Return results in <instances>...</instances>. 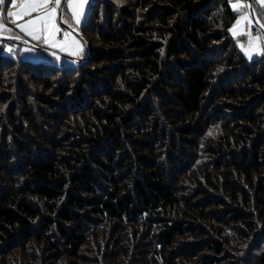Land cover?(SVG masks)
Here are the masks:
<instances>
[{
	"label": "trees",
	"instance_id": "trees-1",
	"mask_svg": "<svg viewBox=\"0 0 264 264\" xmlns=\"http://www.w3.org/2000/svg\"><path fill=\"white\" fill-rule=\"evenodd\" d=\"M133 1L92 4L84 63L0 42V264H264V59L236 0Z\"/></svg>",
	"mask_w": 264,
	"mask_h": 264
},
{
	"label": "rangeland",
	"instance_id": "rangeland-1",
	"mask_svg": "<svg viewBox=\"0 0 264 264\" xmlns=\"http://www.w3.org/2000/svg\"><path fill=\"white\" fill-rule=\"evenodd\" d=\"M95 1L96 0H89L88 5L82 6L83 12L80 15V23H78V24L76 23L75 18L72 17V13L70 10L67 12H61L59 9L57 10V21H56V23H57V26L61 29V32L57 34V41H61V38L63 36V32L69 33V36L67 37V39L63 41L65 48H64V50H61L59 48H51V47H47L41 43H38L36 40H33L30 36H27L24 32L20 31V28L16 26V25H26L28 23V21L36 19L38 16L44 15L50 8L55 7V5H47V6L25 5V4L11 5L9 3V0H6V4L4 7L8 11H10L12 13V15L8 16L6 18L5 29L7 30L9 28V29H11V31L4 34L3 36H8V37L19 36L20 38L29 40L39 47H43L45 49L56 52L58 54L57 56L60 57V59L56 60L53 56L49 55L48 53L40 51V50H38L34 47H31V46H23V48H31L32 49V52L30 54L18 53L16 55V57H14V58H13V56H10V55L9 56L15 60L22 61V59L26 60L28 58L29 60H33L35 62L36 61H43V62H46L48 64H51L52 60L55 62H59V63L71 64V61H67L61 56L83 58V54L86 51V44L84 43V40L82 39V37L80 35H78L73 28H75L80 33H83L86 36V38L88 39V41L91 44V50H92L93 45L100 46L99 39L97 36V31H95L94 28L92 30L91 29L90 30L84 29V26L87 22V18H88L89 12L91 10L92 4ZM108 1L111 4H109L108 2H107V4H109L110 6L115 5L118 9L127 8V10H129V11H131L133 9L132 8L133 2H134L133 0H108ZM233 4H235V10L233 8ZM70 7H74V8H78V9L80 8V6H77V5L70 6ZM259 7H262V6L257 5L256 9L259 10ZM32 8H37L38 11L26 12V9H32ZM105 8L102 9V12L105 10ZM232 9L238 13V19H237V22L235 23V25H233V27H232L231 34L238 41L237 44L240 47V49H241V46H243V48L245 50H249L248 42L245 40V36H247L248 41H252L254 36H255V33L253 30L256 28V25H255V23H251V24L249 23V21H251L253 19L247 10L246 3L236 4V2H234V3H232ZM17 13H20L21 15L19 17H17ZM140 13H142V11L140 12V10L137 9L136 14L140 15ZM246 13H247V19L244 18ZM117 15H119V13ZM61 17L64 21L63 23L61 22ZM117 17H119V16H117ZM7 20H9V21H7ZM13 20H15V25L13 23H11V21H13ZM238 21H239V23H238ZM260 21L262 24H264V22L262 20H260ZM68 23L71 24V27H68ZM11 32H13V34L15 32L17 35L12 36ZM18 33L21 35H19ZM257 43L264 44V38L257 41ZM0 45H1V43H0ZM16 48L19 49L18 47H16ZM81 48H82V51L80 50ZM257 57H262L264 59V54H260L259 52H254L253 58L249 59V60L256 59ZM12 77H14L13 74L12 75H6L5 79L7 81ZM26 80H27V78H26ZM29 82H31V87H32L34 93L38 92V87H42V84H40V86H37L35 82H32V81H29ZM4 92H5L4 88L3 87L0 88V93L3 94ZM21 92L25 93L24 90Z\"/></svg>",
	"mask_w": 264,
	"mask_h": 264
},
{
	"label": "snow or ice",
	"instance_id": "snow-or-ice-1",
	"mask_svg": "<svg viewBox=\"0 0 264 264\" xmlns=\"http://www.w3.org/2000/svg\"><path fill=\"white\" fill-rule=\"evenodd\" d=\"M11 5L16 4H25V5H37V6H47V5H55V7L50 8L44 15L38 16L36 19L28 21L26 25H16L20 28V31L24 32L27 36H30L33 40H36L38 43H41L47 47L51 48H59L64 50L65 45L63 43L64 40L69 36L68 32H63V36L61 41H57V34L61 32V29L57 26V10L59 9L61 12L71 11L72 17L75 18L76 23H80V15L83 12L82 6L88 5L89 0H9ZM236 3H247V7L250 8L253 12L256 11V6L260 5L259 11L261 12L260 18H255L249 23H255L256 28L253 30L255 36L252 41H248L247 36H245V40L248 42L249 50H245L243 46H241V50L248 59L253 58L254 52H259L260 54H264V44L257 43V41L264 38V24L260 23V19H264V0H236ZM6 4V0H0V42L4 40L3 32L5 29L6 18L11 16L12 13L8 11L4 6ZM80 6V8H74L70 6ZM233 8L235 10V4H233ZM38 11L37 8L26 9V12ZM21 14L17 13V17ZM245 19H247V13L245 14ZM61 22L63 23V19L61 17ZM15 25V20L11 21ZM239 23V21H238ZM68 27H71V24L68 23ZM7 31H11V29H7ZM229 32H232V28H229ZM10 39L20 40L19 36L10 37ZM23 44H27L28 41H21ZM78 43V42H77ZM3 50L9 53L10 55H17L18 53L30 54L32 52L31 48H20L17 50L15 46L10 47L7 44L3 45ZM82 51V48L80 49ZM56 60H59L60 57L56 56L55 53H50Z\"/></svg>",
	"mask_w": 264,
	"mask_h": 264
},
{
	"label": "water",
	"instance_id": "water-1",
	"mask_svg": "<svg viewBox=\"0 0 264 264\" xmlns=\"http://www.w3.org/2000/svg\"><path fill=\"white\" fill-rule=\"evenodd\" d=\"M246 6H247V3H246ZM247 10L249 12V14L251 15L252 19H255V18H259L258 15H257V12L256 11H252L250 8L247 7ZM261 23V21H260ZM256 25V24H255ZM75 30V32L80 35L82 37V39L84 40V43L86 44V47H87V50H88V54L86 57L84 58H76V57H65L67 59H69L71 61V64H80V63H84L88 60L89 56L91 55V44L90 42L88 41V39L86 38V36L83 34V33H80L78 30H76L75 28H73ZM21 41H28L27 44H23L21 43ZM2 42H8V43H15V44H19V45H23V46H31V47H34L40 51H43V52H46L48 54L50 53H55V55H57L56 52H53L51 50H48V49H45L43 47H39L37 45H35L34 43H32L31 41L29 40H26V39H23L21 38L20 40H16V39H10V37L8 36H4V40ZM52 56V55H51ZM64 57V56H63Z\"/></svg>",
	"mask_w": 264,
	"mask_h": 264
},
{
	"label": "crops",
	"instance_id": "crops-1",
	"mask_svg": "<svg viewBox=\"0 0 264 264\" xmlns=\"http://www.w3.org/2000/svg\"><path fill=\"white\" fill-rule=\"evenodd\" d=\"M236 4H239V3H236ZM7 21H9V20H7ZM6 27V26H5ZM9 29V28H8ZM8 32H10V31H7V30H5L4 32H3V35L4 34H6V33H8ZM12 34H13V32H11ZM19 34V33H18ZM19 35H21V34H19ZM13 36V35H12ZM58 55V54H57Z\"/></svg>",
	"mask_w": 264,
	"mask_h": 264
},
{
	"label": "bare ground",
	"instance_id": "bare-ground-1",
	"mask_svg": "<svg viewBox=\"0 0 264 264\" xmlns=\"http://www.w3.org/2000/svg\"><path fill=\"white\" fill-rule=\"evenodd\" d=\"M61 57H63V56H61ZM65 60H67V61H70L69 59H67V58H65V57H63Z\"/></svg>",
	"mask_w": 264,
	"mask_h": 264
}]
</instances>
